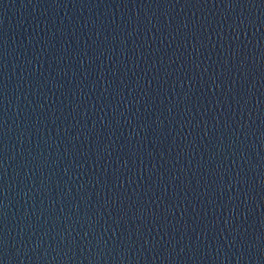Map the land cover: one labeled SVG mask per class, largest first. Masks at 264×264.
<instances>
[{
  "label": "water",
  "instance_id": "1",
  "mask_svg": "<svg viewBox=\"0 0 264 264\" xmlns=\"http://www.w3.org/2000/svg\"><path fill=\"white\" fill-rule=\"evenodd\" d=\"M0 264H264V0H0Z\"/></svg>",
  "mask_w": 264,
  "mask_h": 264
}]
</instances>
